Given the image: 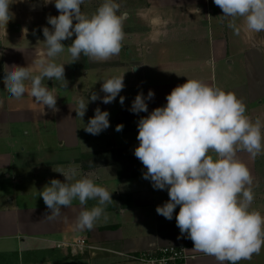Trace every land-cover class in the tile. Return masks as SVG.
Segmentation results:
<instances>
[{"label": "crops", "instance_id": "obj_1", "mask_svg": "<svg viewBox=\"0 0 264 264\" xmlns=\"http://www.w3.org/2000/svg\"><path fill=\"white\" fill-rule=\"evenodd\" d=\"M24 2L26 6L22 8ZM118 2L120 11L127 13L121 48L118 54L103 60V65L108 75L124 74L125 87L111 103L103 104L100 99L89 101L83 118L77 116L76 101L79 98L87 100L91 92H84L88 78L85 76L83 82L79 81L69 53L66 57L69 61L54 57L56 63L65 64L67 85L61 87L60 82L51 79L42 81L57 96V111L37 103L28 91L14 98L9 95L5 83V90L0 91V264H140L132 257L169 246L186 247L191 256L189 264H219L215 257L193 249V242L180 235L175 223L179 206L174 209L171 220L157 214L156 206L168 199L167 189H154L150 180L143 178L146 169L142 164H138L140 168L122 169L119 162L130 160L129 156L105 165L97 162L92 166L89 161L103 155V151L138 146L137 121L148 113H132L128 109L139 91L145 95L149 89L154 91V97L146 101L150 112L164 105L166 94L187 78L200 79L235 93L243 103L247 100L244 103L247 115L253 120L257 117L262 120L263 113L248 108L249 103L257 100L261 106L264 97V31H249L242 18H236L241 31L234 34L228 27L229 19L221 17L222 10L213 0ZM47 5L43 0H14L11 13L22 15L24 27L30 17L45 16ZM43 26L46 22L41 29ZM6 29L0 26L2 37L7 35ZM11 49L7 67L32 64L35 74L38 66L34 62L46 59L44 44L30 48L18 44ZM87 59L93 64V59ZM32 65L29 67L33 68ZM237 66L241 68L238 75L244 76L240 85L234 84L237 76L233 79L230 69L223 73V67ZM220 76L222 82L228 81L231 85L223 83L221 87ZM256 83L260 84V89L252 93ZM100 85L98 95L102 97L105 93L100 91ZM246 85L249 91L244 93L242 89ZM121 95L125 97L123 105L119 103ZM97 106L102 111L108 110L110 124L98 135H92L83 127ZM121 123L122 130L115 131V126ZM46 130L54 132V147L50 149L42 139H34L32 146L27 143L29 132L39 135ZM28 153L33 155L29 159ZM237 155L253 177L254 198L250 209L264 216V148L255 157L244 150ZM85 158L86 165L91 164L86 169L80 161ZM69 166L77 168V178L87 175L109 192L113 191V200L104 206L106 218H99L92 229H75L80 210L77 200L62 208L55 219L46 217L50 210L39 192L51 178L64 180L63 174L53 168L67 169ZM95 203L89 200L86 206ZM78 240L85 241V245L77 247ZM237 264H264V245L258 254Z\"/></svg>", "mask_w": 264, "mask_h": 264}, {"label": "clouds", "instance_id": "obj_2", "mask_svg": "<svg viewBox=\"0 0 264 264\" xmlns=\"http://www.w3.org/2000/svg\"><path fill=\"white\" fill-rule=\"evenodd\" d=\"M14 0H0V24L6 25L12 16L10 4ZM54 3L58 15L46 17L42 27L46 59L29 66L11 65L4 75L10 96L20 98L26 91L39 104L57 111V96L42 81L44 79L67 85L64 65L53 59L65 50L62 43L75 36L67 46L72 61L81 54L97 61L107 60L119 53L123 39V21L127 15L120 11L118 0H102L89 16L81 10L83 0H43ZM222 10V18L229 19L228 27L239 34L236 18L252 32L264 31V0H213ZM75 21V23H74ZM100 97L95 91L76 101L77 116L83 118L89 101L100 99L111 103L125 87L124 74L101 79ZM27 82V86H26ZM154 97L139 91L128 109L132 113L147 112L137 121L138 146L134 156L146 171L143 178L150 180L154 189H167L168 199L155 211L166 219L173 218L180 235L193 242V249L215 257L219 264H237L260 252L264 245V216L250 209L253 201V177L237 153L241 150L258 155L264 144V121L254 120L246 113V105L235 93L211 86L200 79L187 78L166 94V103L148 112L146 101ZM125 97H119L123 105ZM109 112L94 109L84 130L98 135L109 127ZM117 124L115 131H121ZM214 154V155H213ZM64 180L51 178L40 190L49 220L60 215L61 209L77 200L80 210L75 229H92L105 216L104 206L111 202L112 192L87 176H78L76 167L54 169ZM89 200L96 203L87 207ZM179 238V237H178Z\"/></svg>", "mask_w": 264, "mask_h": 264}, {"label": "rangeland", "instance_id": "obj_3", "mask_svg": "<svg viewBox=\"0 0 264 264\" xmlns=\"http://www.w3.org/2000/svg\"><path fill=\"white\" fill-rule=\"evenodd\" d=\"M101 2H102V0H83V4L81 5V10L86 12L90 16L96 10V8L100 5ZM11 6H12V4H10V6H9L10 11L12 12L14 9L11 8ZM25 6L26 5L24 2L22 4V8ZM45 12H46V14H45V16L43 15L42 18L40 16H36V17L34 16L33 18L28 17L30 22L26 23L25 24L26 26H24V27H22V25H21L22 15H17V14H13V13H12L13 15L11 16L9 21L6 23V25H2V24L0 25L1 27L6 26V28H7L6 29L7 35H5L4 37H2V35H0V73H3V76L8 70V67L6 66V61L9 58V54L12 52V49H11L12 46H17L18 44H20L22 47L30 48V47L41 46L44 44L43 43L44 37L42 34L41 26H42V24H44L46 22V26L51 28V26L47 24V20H46L47 15L55 16V15L59 14L58 10L54 7V3H51V2L47 5V11H45ZM28 16H31V15H28ZM74 23H75V21H74ZM74 38H75V36L73 35V37L65 39L64 41H62V43L65 46L66 45L69 46ZM262 53H263V58H264V47H262ZM67 55H68L67 47H65V50L62 53L58 54V56H56V58L57 59H64L65 61H69L70 59L66 58ZM263 61H264V59H263ZM101 62L102 63L99 64V61L93 60V64L90 65L88 62L87 56H85L83 54L80 55L79 60L74 62L73 66L76 69V72H77L76 75H78L79 81H82V77H83V79L85 76L88 78L87 83L83 86L84 92H91L92 93L93 91H95L97 94H99L98 91H99V85H100V80H101V72H103V79L107 78L111 75H116L114 73L108 75L107 74L108 71L107 72L105 71L106 69L103 65V61H101ZM7 64H9V62ZM30 65H32V64H30ZM101 65H103V71L101 69L102 68ZM32 69H34V66ZM229 69H230V72L233 74V79L236 78V76H237V79L234 82V84L240 85V83H241L240 81L244 78L243 75L242 76L238 75L241 73V72H239L241 68L238 66L228 68V69H227V67H223V73L227 72ZM3 76L0 75V91L5 90V87L3 86L4 85V77ZM259 77L260 76L258 75V80L260 79ZM262 78L264 81V63L262 66ZM218 79H219L218 83L221 85V87H222L223 83L228 82V81L222 82L220 80L221 76ZM47 81H49V80H47ZM226 85L230 86L231 83H227ZM259 89H260V84L256 83L253 87L252 93L258 92ZM242 91L244 93H247L249 91L247 89V85L243 86ZM76 94L80 95L79 92H76ZM261 102H262L261 106H259L260 103L258 102V100L254 101L252 103H249L250 107L248 108V110L252 108V110L256 109V111L260 112L261 114L262 113L264 114V97L261 98ZM244 103H247V100H245ZM246 110H247V108H246ZM28 118L30 119L31 117L28 116ZM262 121H264V117H262ZM0 132H2V131H0ZM53 134H54V132L52 130L43 131L39 135H35L34 133H33V135H31L29 132L27 143L30 144V146H32L34 144V142H33L34 139H40V140L42 139V141L44 143H46L49 146V148L51 149L52 145H53V147L55 146V138H54ZM118 155H120L122 157H127V158L129 156V158L131 159V162L129 159H127L126 161L123 160V161L119 162L120 167L124 170H131V169H133L134 166L136 167L138 165L136 163V161L138 159L135 158V156L132 152H130V153L126 152V153L118 154ZM130 155H131V157H130ZM32 156H33L32 154L28 153V159L31 158ZM83 160L85 162L82 160H80V161L82 162V165H85L88 161L86 158ZM139 168H140V166H139Z\"/></svg>", "mask_w": 264, "mask_h": 264}, {"label": "built area", "instance_id": "obj_4", "mask_svg": "<svg viewBox=\"0 0 264 264\" xmlns=\"http://www.w3.org/2000/svg\"><path fill=\"white\" fill-rule=\"evenodd\" d=\"M77 247H83L85 241L78 240ZM190 254L184 246H169L159 249L156 252L148 251L132 259L140 264H189Z\"/></svg>", "mask_w": 264, "mask_h": 264}, {"label": "trees", "instance_id": "obj_5", "mask_svg": "<svg viewBox=\"0 0 264 264\" xmlns=\"http://www.w3.org/2000/svg\"><path fill=\"white\" fill-rule=\"evenodd\" d=\"M134 149H135V147H133L131 149H128V150L126 149V150H108V151H103V155L100 154V155L94 156V157L91 158V161H89V162L92 164V166L95 165L97 162L98 163L102 162L103 165H105L107 163H115V162L119 161L122 158V156H120L118 154H123V153H125L127 151H129V153L130 152L134 153ZM130 157H131V155H130ZM130 162H131V159H130ZM136 163L137 164H142L139 160H137ZM91 164H87V165L85 164L84 168L86 169V168L90 167ZM137 166H139V165H137Z\"/></svg>", "mask_w": 264, "mask_h": 264}]
</instances>
